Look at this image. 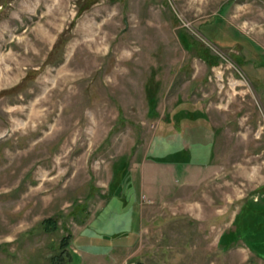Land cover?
<instances>
[{
	"label": "rangeland",
	"instance_id": "374dc122",
	"mask_svg": "<svg viewBox=\"0 0 264 264\" xmlns=\"http://www.w3.org/2000/svg\"><path fill=\"white\" fill-rule=\"evenodd\" d=\"M260 222L264 0H0V264H264Z\"/></svg>",
	"mask_w": 264,
	"mask_h": 264
},
{
	"label": "trees",
	"instance_id": "16d2710c",
	"mask_svg": "<svg viewBox=\"0 0 264 264\" xmlns=\"http://www.w3.org/2000/svg\"><path fill=\"white\" fill-rule=\"evenodd\" d=\"M256 212H258V211H256ZM256 214H258V213H256ZM255 224L256 225L251 226L252 228H255V229H253V233H255V232L259 233V231H260L259 229L262 226H264V222L255 223ZM45 226H46L47 230H51V229H56L57 228L56 222L52 218H49V219L45 220ZM70 241H71V237L69 235L62 239L61 247H62L63 251H61L56 256L52 257V264H69L67 257H69V260H70L71 256L75 255V254H72L71 251L70 252L68 251V247L70 246ZM226 241H227V239H225V242ZM253 244H254V242H253Z\"/></svg>",
	"mask_w": 264,
	"mask_h": 264
},
{
	"label": "built area",
	"instance_id": "2783aa9c",
	"mask_svg": "<svg viewBox=\"0 0 264 264\" xmlns=\"http://www.w3.org/2000/svg\"><path fill=\"white\" fill-rule=\"evenodd\" d=\"M133 264H135V263H133Z\"/></svg>",
	"mask_w": 264,
	"mask_h": 264
}]
</instances>
